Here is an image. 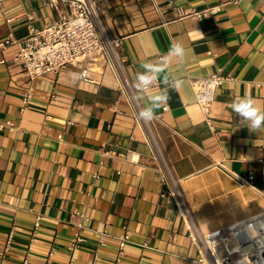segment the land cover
<instances>
[{
  "label": "crops",
  "instance_id": "1",
  "mask_svg": "<svg viewBox=\"0 0 264 264\" xmlns=\"http://www.w3.org/2000/svg\"><path fill=\"white\" fill-rule=\"evenodd\" d=\"M225 1L99 0L148 117L109 65H88L89 79L82 63L31 79L17 47L0 53V117L16 127L0 130V264H199L195 227L207 234L264 213V119L253 128L233 108L251 97L264 117V0L200 21L173 8ZM58 4L0 0V42L53 24L69 12ZM218 71L231 80L217 91L210 125L189 77ZM151 74L159 84L141 91ZM157 155L176 180L164 181Z\"/></svg>",
  "mask_w": 264,
  "mask_h": 264
},
{
  "label": "built area",
  "instance_id": "2",
  "mask_svg": "<svg viewBox=\"0 0 264 264\" xmlns=\"http://www.w3.org/2000/svg\"><path fill=\"white\" fill-rule=\"evenodd\" d=\"M52 3H67L69 12L61 13L58 20L44 28L29 27V35L23 40H18L10 35L0 42V53L5 49L15 46L17 52L15 60L23 65L25 74L33 79L47 73H60V70L79 63L84 64L83 78L89 79L87 66L91 63H103L109 65L116 74L119 87L126 93L132 107L138 114V102L136 92L127 74L128 60L122 54L123 39L115 36L106 25L98 8L99 0H49ZM242 0H227L223 3L208 6L203 9H187L181 5H174L179 18H191L195 21L217 15L225 6L230 4H240ZM58 4V5H59ZM5 59H0V64H5ZM231 80L225 77L221 71L208 77H189L190 86L196 95V102L200 105L207 119L209 118L211 107L215 101V96L219 87ZM159 84L156 75H147L139 80L141 91H146ZM31 94H23V103L27 105ZM168 105H164L163 110L167 111ZM146 126L145 122L141 120ZM5 127L14 129L13 121H3L0 117V130ZM153 148L156 143L151 137L149 139ZM158 149L154 150L157 152ZM160 162L161 172L164 181L170 178L168 166L158 155L155 156ZM254 174H250V179ZM177 198L180 197L176 194ZM181 201V198H180ZM12 234L8 239L10 245ZM193 243L200 251L199 264H238L239 261H247L250 264H264V213L245 218L234 222L228 227L219 229L211 233H203L198 227L192 231ZM72 243L71 251H75L82 239ZM131 240L127 232L120 239V248L123 251L126 243ZM28 264V261H24Z\"/></svg>",
  "mask_w": 264,
  "mask_h": 264
},
{
  "label": "clouds",
  "instance_id": "3",
  "mask_svg": "<svg viewBox=\"0 0 264 264\" xmlns=\"http://www.w3.org/2000/svg\"><path fill=\"white\" fill-rule=\"evenodd\" d=\"M175 51L179 53L181 51V48L177 46L175 48ZM253 99L251 97H247L245 100H243L239 104H235L233 106L234 111L239 113L240 115L244 116L245 118H252L253 119V128L258 127L261 124L262 119L264 117L257 116V110L252 107ZM151 113L145 112L141 113L142 117H148Z\"/></svg>",
  "mask_w": 264,
  "mask_h": 264
},
{
  "label": "bare ground",
  "instance_id": "4",
  "mask_svg": "<svg viewBox=\"0 0 264 264\" xmlns=\"http://www.w3.org/2000/svg\"><path fill=\"white\" fill-rule=\"evenodd\" d=\"M171 177H172V178H171ZM170 178H171V180L173 179V181L176 180V179H174V176H173L172 172H171V176H170ZM177 186H178V185H177ZM175 187H176V186H175ZM177 193L180 194V196H181V193H182V192L180 193V192L177 190ZM183 204H184V203H183ZM221 204H222V203H221ZM187 205H188V203H187ZM226 205H227V204H226ZM188 206H189V205H188ZM224 207H226V206H224ZM238 264H250V263L247 262V261H239Z\"/></svg>",
  "mask_w": 264,
  "mask_h": 264
},
{
  "label": "rangeland",
  "instance_id": "5",
  "mask_svg": "<svg viewBox=\"0 0 264 264\" xmlns=\"http://www.w3.org/2000/svg\"><path fill=\"white\" fill-rule=\"evenodd\" d=\"M177 194V193H176ZM178 195V194H177ZM179 196V195H178Z\"/></svg>",
  "mask_w": 264,
  "mask_h": 264
}]
</instances>
